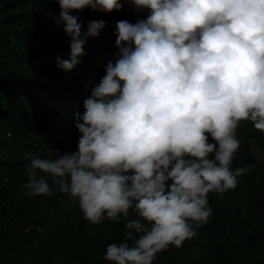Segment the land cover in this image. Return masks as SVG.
I'll use <instances>...</instances> for the list:
<instances>
[{"label": "clouds", "instance_id": "obj_1", "mask_svg": "<svg viewBox=\"0 0 264 264\" xmlns=\"http://www.w3.org/2000/svg\"><path fill=\"white\" fill-rule=\"evenodd\" d=\"M56 2V23L71 37L57 66L72 70L105 26L90 21L82 36L72 12L111 13L123 3ZM125 2L148 14L116 22L118 52L76 113L77 149L33 155L20 188L29 197L67 194L93 225L123 218L127 240L109 244L104 258L153 264L208 222L210 192L235 189L255 167L231 164L241 121L264 133V0Z\"/></svg>", "mask_w": 264, "mask_h": 264}, {"label": "trees", "instance_id": "obj_2", "mask_svg": "<svg viewBox=\"0 0 264 264\" xmlns=\"http://www.w3.org/2000/svg\"><path fill=\"white\" fill-rule=\"evenodd\" d=\"M122 3V10L111 13L90 8L72 12L82 36L90 21L103 20L105 26L87 38L80 62L64 70L57 57L69 58L71 37L56 23V0H0V264H113L104 258L106 247L127 240L123 218L93 225L67 194L29 197L20 188L33 155L50 158L56 149H77L76 113L84 111L83 105L61 107V93L52 88L62 79L85 77L91 92L99 83L118 52L116 22L135 23L148 14ZM236 137L240 147L231 168L255 167L235 189L210 192L208 222L182 247L158 253L153 264H264V162L252 149L254 143L264 151V133L241 121ZM129 218H136L132 210Z\"/></svg>", "mask_w": 264, "mask_h": 264}, {"label": "rangeland", "instance_id": "obj_3", "mask_svg": "<svg viewBox=\"0 0 264 264\" xmlns=\"http://www.w3.org/2000/svg\"><path fill=\"white\" fill-rule=\"evenodd\" d=\"M89 84L90 81L85 77L80 78V80L77 82L72 79H62L58 83L54 84L52 89L55 92L61 93L59 95V105L61 107L65 106L68 103L83 105L84 99H86L90 94V91L88 89ZM252 149L257 159L264 162V151L254 143L252 144Z\"/></svg>", "mask_w": 264, "mask_h": 264}]
</instances>
